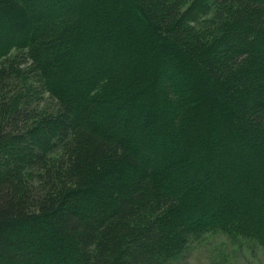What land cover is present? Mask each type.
<instances>
[{
    "label": "trees",
    "instance_id": "16d2710c",
    "mask_svg": "<svg viewBox=\"0 0 264 264\" xmlns=\"http://www.w3.org/2000/svg\"><path fill=\"white\" fill-rule=\"evenodd\" d=\"M184 6L0 0V264H264V0Z\"/></svg>",
    "mask_w": 264,
    "mask_h": 264
},
{
    "label": "rangeland",
    "instance_id": "374dc122",
    "mask_svg": "<svg viewBox=\"0 0 264 264\" xmlns=\"http://www.w3.org/2000/svg\"><path fill=\"white\" fill-rule=\"evenodd\" d=\"M53 2L60 3L61 0H52ZM200 0H184L185 6L183 13L185 12V18L192 19L195 15V19H199L201 23L212 21L214 15L218 13L223 0H204L201 3L208 4L209 10H203L199 15L192 9L193 2H199ZM200 11V10H199ZM65 13L71 12L69 9H64ZM192 15V16H191ZM207 26V25H206ZM40 107L43 109L50 107L52 102L48 99L47 95L40 96ZM261 255L250 256L246 250L234 241V239L220 234V233H208L200 236L196 240L192 241L183 254L169 264H262Z\"/></svg>",
    "mask_w": 264,
    "mask_h": 264
}]
</instances>
